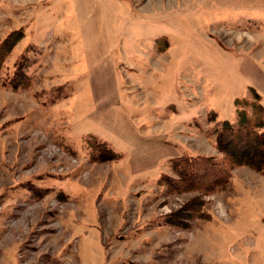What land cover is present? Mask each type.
Masks as SVG:
<instances>
[{
    "label": "rangeland",
    "instance_id": "1",
    "mask_svg": "<svg viewBox=\"0 0 264 264\" xmlns=\"http://www.w3.org/2000/svg\"><path fill=\"white\" fill-rule=\"evenodd\" d=\"M16 31L0 264H264V173L237 167L207 195L162 179L175 156L224 158L237 97L264 103V0H0V45ZM197 195L200 214L168 222Z\"/></svg>",
    "mask_w": 264,
    "mask_h": 264
},
{
    "label": "trees",
    "instance_id": "2",
    "mask_svg": "<svg viewBox=\"0 0 264 264\" xmlns=\"http://www.w3.org/2000/svg\"><path fill=\"white\" fill-rule=\"evenodd\" d=\"M22 37L16 31L0 45V61L4 58L7 46L15 38ZM253 100L236 98L235 104L241 105L237 111L238 120L225 119L215 129L216 145L224 155L223 159L206 154H182L172 159V168L176 176L163 175L164 184L179 192H198L204 195L215 193L225 188L232 179L237 167L249 166L264 173V103L262 95L253 87ZM101 160H111L117 154L100 145ZM109 154V155H107ZM204 205L202 195H197L191 202L168 216V222L177 226H187L185 218L193 211L200 214Z\"/></svg>",
    "mask_w": 264,
    "mask_h": 264
}]
</instances>
